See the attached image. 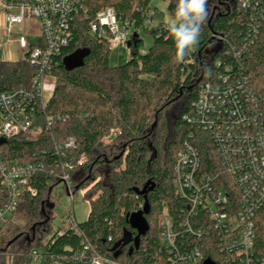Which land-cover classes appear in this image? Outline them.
I'll return each mask as SVG.
<instances>
[{"label":"trees","instance_id":"1","mask_svg":"<svg viewBox=\"0 0 264 264\" xmlns=\"http://www.w3.org/2000/svg\"><path fill=\"white\" fill-rule=\"evenodd\" d=\"M164 1L174 16L178 0ZM259 1L254 13L240 11L238 0L208 2L209 17L200 43L180 63L174 59L172 34L151 0L84 3L87 14L75 17L71 40L53 60L54 89L45 108L37 112L33 128L0 140L5 165L41 163L44 167L28 181L34 194L21 191L12 218L0 226V264H31L33 249L56 256L80 248L83 242L119 264H165L169 255L158 252V217L164 209L174 220L178 251L205 244L215 250L217 237L211 234L199 241L182 225L185 219L195 231V216L187 217V205L173 187V167L177 153L188 143L198 149L202 171L218 173L208 136L183 120L193 112L201 82L229 68L264 93V0ZM106 7H113L117 17L135 29L150 13L159 22L145 32L151 40L147 47L139 37L131 39L127 60L120 65H111L108 45L88 34L94 13ZM215 44L219 48L208 59L206 51ZM79 51L85 53L81 65L67 69L63 60ZM33 73L25 58L0 61V94L28 88ZM49 116L60 119L47 127L44 121ZM114 130L111 143L103 144ZM68 138L74 140V147L61 157L53 146ZM81 157L86 161L78 166ZM65 163L72 168H63ZM63 174L69 176L73 195L84 191L89 211L85 221L77 223V233L55 232L46 238L51 219L45 205ZM148 181L154 184L146 195L148 231L134 248L136 231L128 218L142 208L144 200L133 189L141 190ZM3 203L0 196V207ZM253 233L254 255L264 258V208L253 220ZM213 251L212 259L220 264Z\"/></svg>","mask_w":264,"mask_h":264},{"label":"built area","instance_id":"2","mask_svg":"<svg viewBox=\"0 0 264 264\" xmlns=\"http://www.w3.org/2000/svg\"><path fill=\"white\" fill-rule=\"evenodd\" d=\"M86 1L98 0H0V29L10 32L23 26L27 19H33L42 36V43L24 47L23 59L34 70L29 87L0 94V140L33 128L37 112L45 108L54 89L53 60L71 40L75 17L87 14ZM259 5V0H238L240 11L254 13ZM150 14L135 29L133 24L122 22L113 7H106L94 13L88 34L104 41L110 51L122 49L129 55L128 42L138 38L141 30L158 26V20ZM235 55L239 58L238 53ZM47 84L52 85L48 93ZM59 119L49 116L44 125L49 127ZM183 120L208 136L218 173L203 172L198 149L183 144L173 167V187L187 205V217L195 216V231L185 219L182 225L197 240L212 234L218 243L214 251L206 244L178 251L175 223L164 209L158 217V252L169 255L165 264H216L212 251H216L220 264H264V258L256 257L253 252V220L264 208V93L255 91L245 77H238L226 68L198 85L193 112ZM116 133L111 131L109 136ZM73 147L74 140L68 138L62 144H54L53 150L65 157ZM85 161L81 157L77 165ZM62 167L72 168L69 163ZM43 169L41 163L7 166L0 159V196L4 201L0 207V226L12 218L21 191L34 194L28 181ZM60 178L67 195L73 198L69 176L63 174ZM63 223L64 229H58L57 234L77 233L71 212L65 215ZM31 254L40 264H119L97 255L84 242L80 248L62 255H49L40 249H33Z\"/></svg>","mask_w":264,"mask_h":264},{"label":"rangeland","instance_id":"3","mask_svg":"<svg viewBox=\"0 0 264 264\" xmlns=\"http://www.w3.org/2000/svg\"><path fill=\"white\" fill-rule=\"evenodd\" d=\"M209 3H216V0H208ZM223 2V1H222ZM151 7L159 11L161 21L168 25L170 18L172 17L171 13L168 11V3L164 0H151ZM28 21H34L33 19H27ZM146 31L139 32V38L142 40L143 46L147 47L150 44V38L145 34ZM22 34L14 33L12 30L7 32L6 30H0V60L9 56L18 55V40L22 38ZM23 38L27 41L28 44H40L42 43L41 32L38 27L30 28L29 26L23 34ZM11 40V41H10ZM16 40V41H14ZM219 48V44L211 46L207 51L208 59H210L214 52ZM16 57V56H15ZM128 55L122 49H114L110 53V63L111 65H120L127 60ZM69 58L67 61H70ZM52 89L51 84H47L45 87L46 93L50 92ZM111 134V132H110ZM114 138V135L107 136L104 138L103 144L111 143V140ZM84 191H78L73 195V198H70L65 189L64 185L60 183L52 188L50 197L48 198V203L45 205L47 213L50 215V231L48 233V238L58 229H64V218L68 212H71L76 223H82L85 221L88 211L89 204L85 201L83 196ZM31 264H40L38 261L33 260ZM210 264V263H205Z\"/></svg>","mask_w":264,"mask_h":264},{"label":"clouds","instance_id":"4","mask_svg":"<svg viewBox=\"0 0 264 264\" xmlns=\"http://www.w3.org/2000/svg\"><path fill=\"white\" fill-rule=\"evenodd\" d=\"M209 17L208 0H178L168 30L175 42L177 63L183 62L200 43L202 28Z\"/></svg>","mask_w":264,"mask_h":264},{"label":"water","instance_id":"5","mask_svg":"<svg viewBox=\"0 0 264 264\" xmlns=\"http://www.w3.org/2000/svg\"><path fill=\"white\" fill-rule=\"evenodd\" d=\"M136 35H134V38ZM131 42H128L127 47L130 48ZM85 53L83 51L76 52L68 57H66L63 62L67 69L75 68L80 66L82 63V58ZM70 61H67L68 59ZM154 189V184L150 181L145 183L141 190L133 189L137 196H141L144 200L143 206L137 212L132 213L128 218V224L131 229L136 231V236L133 239L134 248H138L140 237H143L148 231V224L145 216L149 213V203L147 200V193Z\"/></svg>","mask_w":264,"mask_h":264},{"label":"crops","instance_id":"6","mask_svg":"<svg viewBox=\"0 0 264 264\" xmlns=\"http://www.w3.org/2000/svg\"><path fill=\"white\" fill-rule=\"evenodd\" d=\"M29 26V29L30 28H34L35 26L39 28L38 26V23L36 21H28L26 20L25 23L23 24V26H20V27H16L14 28L12 31L14 33H20L22 34V38H20L17 42H18V46L16 49H18V55H15V56H7L5 58H3L2 60L0 61H5V62H17V61H21L23 59V53H24V47L26 45H32V44H28L27 41L23 38V34H25V30L26 28ZM1 31H4L2 29H0ZM11 41V40H10ZM16 41V40H14Z\"/></svg>","mask_w":264,"mask_h":264}]
</instances>
